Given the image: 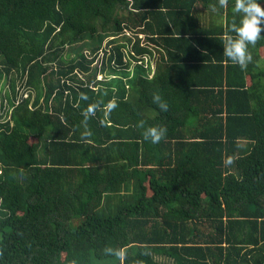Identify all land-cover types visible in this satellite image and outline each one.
I'll list each match as a JSON object with an SVG mask.
<instances>
[{"label": "trees", "instance_id": "trees-1", "mask_svg": "<svg viewBox=\"0 0 264 264\" xmlns=\"http://www.w3.org/2000/svg\"><path fill=\"white\" fill-rule=\"evenodd\" d=\"M234 4L0 0V264H264V38L224 56Z\"/></svg>", "mask_w": 264, "mask_h": 264}, {"label": "clouds", "instance_id": "clouds-1", "mask_svg": "<svg viewBox=\"0 0 264 264\" xmlns=\"http://www.w3.org/2000/svg\"><path fill=\"white\" fill-rule=\"evenodd\" d=\"M225 5V0H220V6ZM234 11L239 16L238 23L231 25L234 35L226 34L223 44V54L231 62L241 67L246 66L253 59L249 51V45H254L258 40L264 38V5L261 0H235ZM161 111L168 110V104L160 95L153 96ZM115 103L109 107L114 108ZM91 111V108L89 109ZM143 127V124L140 125ZM167 134L166 126H148L143 130L145 140L158 143ZM108 251H113L109 249ZM116 255L123 256V250H116Z\"/></svg>", "mask_w": 264, "mask_h": 264}, {"label": "rangeland", "instance_id": "rangeland-1", "mask_svg": "<svg viewBox=\"0 0 264 264\" xmlns=\"http://www.w3.org/2000/svg\"><path fill=\"white\" fill-rule=\"evenodd\" d=\"M126 33V35L128 36V37H130L131 36V34L130 33H127V32H125ZM119 37H121V36H119ZM142 37H144V36H142ZM113 38L111 37V38H107L104 42H103V49L104 50H109L110 49V46L108 45V41L109 40H112ZM130 47H132V46H130ZM86 53H89L88 51H86ZM104 52H101L100 53V55H98L97 56V58H96V63L98 64V66H102V63H103V61H104ZM154 65V64H153ZM104 78V75L102 74V75H99V77H98V79L99 80H101V79H103ZM2 96H3V91H1L0 92V99L2 98Z\"/></svg>", "mask_w": 264, "mask_h": 264}]
</instances>
